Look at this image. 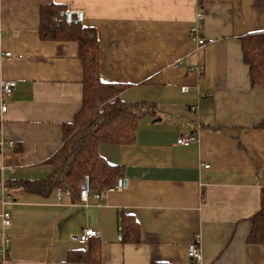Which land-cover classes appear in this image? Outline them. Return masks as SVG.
<instances>
[{"label": "crops", "instance_id": "1", "mask_svg": "<svg viewBox=\"0 0 264 264\" xmlns=\"http://www.w3.org/2000/svg\"><path fill=\"white\" fill-rule=\"evenodd\" d=\"M82 11L100 44V77L125 86L120 98L154 104L140 120L133 145L103 146L123 166L124 189L78 204L68 193L48 196L14 189L0 202V246L11 239L7 264H69L85 250L86 229L103 242L101 264H196L188 248L201 236V264H264V247L249 245V220L264 191V85L253 87L241 38L264 32V0H0V84L16 81L2 99L1 186L41 181L59 151L63 126L73 122L83 95L75 42H42L40 9ZM205 15L204 49L191 27ZM204 66L200 78L190 72ZM188 88L183 92L182 88ZM203 95V97H202ZM2 101L9 110L1 114ZM198 106L193 113L190 108ZM183 135L198 141L176 142ZM209 168H205V167ZM12 225L3 232L2 215ZM121 214L135 218L140 244H122Z\"/></svg>", "mask_w": 264, "mask_h": 264}, {"label": "trees", "instance_id": "2", "mask_svg": "<svg viewBox=\"0 0 264 264\" xmlns=\"http://www.w3.org/2000/svg\"><path fill=\"white\" fill-rule=\"evenodd\" d=\"M64 5L48 4L40 9L38 35L42 42H75L83 67V95L80 111L70 124L63 126V141L59 151L47 162L51 174L44 180L8 181V192L22 189L44 196L54 191L68 193L75 204L80 203V193L85 178L90 179L92 192H102L123 178L124 167L110 163L100 149L103 146H130L135 143L140 120L155 112L151 103H130L120 94L125 86L105 83L100 77V44L93 28L84 23L67 22ZM245 64L250 69L253 87L264 85V32L241 38ZM264 130V121L258 127ZM1 184V175H0ZM251 231L249 245L264 247V191L260 210L249 220ZM120 237L122 244H140L141 229L134 217L121 214ZM100 239L90 240L85 250L70 251L69 264H101Z\"/></svg>", "mask_w": 264, "mask_h": 264}, {"label": "built area", "instance_id": "3", "mask_svg": "<svg viewBox=\"0 0 264 264\" xmlns=\"http://www.w3.org/2000/svg\"><path fill=\"white\" fill-rule=\"evenodd\" d=\"M65 18L67 22H78L83 23L84 22V13L82 11H74L67 9L64 12ZM205 15L202 13H199L196 15V19L194 21L193 26L191 27V36L192 41L197 45V52L204 49L207 45V41L203 37V23H204ZM11 56L10 53L2 54L0 53V58L6 57L9 58ZM190 72L196 74L200 78L204 75L205 69L202 65H197L195 67H192L190 69ZM17 87L16 81H10L5 80L2 81L0 84V94L2 96V99L9 98L13 95ZM182 91L188 92V88H182ZM203 97V95H202ZM198 106H193L190 108V110L195 113L198 111ZM9 110V107L6 102L2 101L1 106V114H6ZM1 128H2V122L0 121V156H2V148L4 145L8 144L10 146H15V142L5 140L2 137L1 134ZM198 141V138L195 135H183L178 138L176 145L179 147H189L192 144L196 143ZM205 168H209L208 166ZM124 180L121 178L117 181V184L105 191L102 192H96L93 196L98 201H101L107 194L112 192H121L124 189ZM92 194V190L90 187V179L88 177L85 178V182L83 184V188L80 193V201L87 205L90 197ZM10 192H8L5 188V186H1V195H0V202L2 205H8L10 204ZM12 225V215L10 212H4L2 215V228L3 232L10 228ZM98 232L93 229H86L82 232V234L79 237L80 244L84 246H88V243L90 240L97 239L98 238ZM3 242L0 246V264H7L8 261V253L11 246V239L6 236L4 233L2 235ZM188 256L189 258L194 261L196 264H201L203 260V251L201 247V236L198 235L195 239V241L189 246L188 248Z\"/></svg>", "mask_w": 264, "mask_h": 264}, {"label": "bare ground", "instance_id": "4", "mask_svg": "<svg viewBox=\"0 0 264 264\" xmlns=\"http://www.w3.org/2000/svg\"><path fill=\"white\" fill-rule=\"evenodd\" d=\"M90 242V241H89Z\"/></svg>", "mask_w": 264, "mask_h": 264}]
</instances>
